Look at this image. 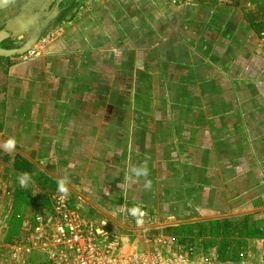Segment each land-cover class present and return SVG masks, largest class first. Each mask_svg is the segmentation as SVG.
<instances>
[{
    "label": "crops",
    "instance_id": "0c3cea01",
    "mask_svg": "<svg viewBox=\"0 0 264 264\" xmlns=\"http://www.w3.org/2000/svg\"><path fill=\"white\" fill-rule=\"evenodd\" d=\"M49 11L35 56L0 58V145L17 141L0 147V167L20 206L47 204L67 176L69 206L140 247L154 230L238 212H259L260 227L264 0H63ZM144 161L150 190L127 178ZM134 206L147 213L140 231Z\"/></svg>",
    "mask_w": 264,
    "mask_h": 264
},
{
    "label": "built area",
    "instance_id": "2783aa9c",
    "mask_svg": "<svg viewBox=\"0 0 264 264\" xmlns=\"http://www.w3.org/2000/svg\"><path fill=\"white\" fill-rule=\"evenodd\" d=\"M33 55L30 50L21 57ZM12 181L10 170L0 167V264H264V233L241 238L236 232L237 239L223 245L153 232L140 247L108 218L69 206L71 192L61 200L55 191L46 205L20 206ZM14 222L19 227L10 235Z\"/></svg>",
    "mask_w": 264,
    "mask_h": 264
},
{
    "label": "water",
    "instance_id": "95a60500",
    "mask_svg": "<svg viewBox=\"0 0 264 264\" xmlns=\"http://www.w3.org/2000/svg\"><path fill=\"white\" fill-rule=\"evenodd\" d=\"M63 0H0V14L10 8L14 11L0 27V58L20 57L28 53L39 37L55 20L56 12H50V6L57 10ZM51 15V17H50ZM23 34L25 41L16 48H5L3 43Z\"/></svg>",
    "mask_w": 264,
    "mask_h": 264
},
{
    "label": "trees",
    "instance_id": "16d2710c",
    "mask_svg": "<svg viewBox=\"0 0 264 264\" xmlns=\"http://www.w3.org/2000/svg\"><path fill=\"white\" fill-rule=\"evenodd\" d=\"M14 167H16L17 169L22 168L19 163H15ZM30 199L31 198L28 197V195H22L20 197V202L21 204L28 203ZM45 199L46 198L44 197H36V201H40L39 203L44 205H46ZM246 219L247 218L244 217L242 222H238L236 218H222L218 220L208 221L205 223L195 222L192 224L177 225L169 228L167 230V234L176 236L180 239V241H183L188 238H199L205 236H211L217 239L218 237L229 235L230 231L234 229L237 230V235L241 238L252 237L260 234V230L255 225L249 226L247 224ZM18 227L19 226L17 223H12L9 230L10 235L15 234L18 230ZM212 241L213 240H211L210 242Z\"/></svg>",
    "mask_w": 264,
    "mask_h": 264
},
{
    "label": "clouds",
    "instance_id": "9594fccd",
    "mask_svg": "<svg viewBox=\"0 0 264 264\" xmlns=\"http://www.w3.org/2000/svg\"><path fill=\"white\" fill-rule=\"evenodd\" d=\"M17 146V141L14 137H9L7 140L3 142L0 147H2L6 152H13L16 150ZM149 176V168L147 161L142 162L138 166H133L129 168L128 170V176L127 178H132L135 177L137 179L141 177H145L146 179L144 180V189L145 190H150L152 187V181L150 179H147ZM19 185L21 188H26L29 186V184L34 183L32 179V175L29 174L28 172H22L18 175L17 177ZM71 183L70 179L65 176L57 179L56 184H57V191L60 193V198L61 200L66 199L70 195V190L68 185ZM129 214L135 218V222L138 227L143 226L145 222V216L147 213L142 210L141 207L134 206L129 209Z\"/></svg>",
    "mask_w": 264,
    "mask_h": 264
},
{
    "label": "rangeland",
    "instance_id": "374dc122",
    "mask_svg": "<svg viewBox=\"0 0 264 264\" xmlns=\"http://www.w3.org/2000/svg\"><path fill=\"white\" fill-rule=\"evenodd\" d=\"M14 11L15 10L11 11V9L8 8L2 14H0V27L4 26V23H5L6 19L8 17H10L12 14H14ZM40 37H39V39H40ZM26 38H27V34H23V35L18 36V37L14 38V39H10V40L4 42L2 46L5 47V48H16V47H19L25 41ZM39 39H38L37 43L32 47L31 50H33L35 48V46L38 45ZM258 213L259 212H249V213L238 212L236 214H233V216H230V217L231 218L232 217L236 218L238 220V222H242L243 219H244V217H246L247 218L246 219L247 220V224L249 226H252V225H256L257 224V219H254V218H258V216L256 217V214H258ZM117 214L118 213L116 211V215ZM259 218L261 219V223H260V227H258V229L260 230V234H262V233H264V215H262ZM133 225H135L134 224V221H133ZM139 228L140 227L134 226V229H138V231L142 230V229H139ZM169 228H171V227H169ZM169 228L166 229V232H168L167 230ZM157 230H154V233L158 232ZM138 231L132 232V235H134V237H136V238L138 237V234H139ZM159 231H161V230H159ZM236 232H237V230L234 229V230L230 231V234L229 235H225V236H222V237H218L217 239L214 238V237H211V236H205V237L206 238H212V240H215L216 239V240H218L217 242H219V243H221L223 245L224 244H232L233 241H235L237 239V236L235 234ZM260 234H258V235H260ZM220 240H221V242H220ZM131 241H132V244L131 245H133V244L135 245L136 243L138 244L137 240H133L132 239Z\"/></svg>",
    "mask_w": 264,
    "mask_h": 264
}]
</instances>
